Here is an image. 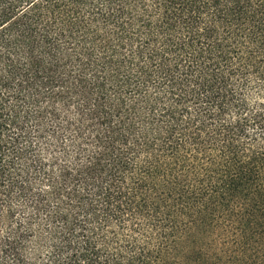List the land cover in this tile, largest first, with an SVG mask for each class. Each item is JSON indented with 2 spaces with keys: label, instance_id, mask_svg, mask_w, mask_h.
Here are the masks:
<instances>
[{
  "label": "trees",
  "instance_id": "1",
  "mask_svg": "<svg viewBox=\"0 0 264 264\" xmlns=\"http://www.w3.org/2000/svg\"><path fill=\"white\" fill-rule=\"evenodd\" d=\"M0 264H264V0H0Z\"/></svg>",
  "mask_w": 264,
  "mask_h": 264
}]
</instances>
